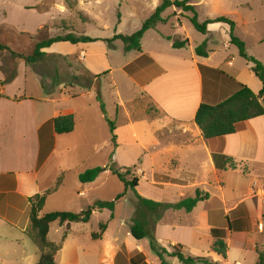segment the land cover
Segmentation results:
<instances>
[{"label":"crops","instance_id":"1","mask_svg":"<svg viewBox=\"0 0 264 264\" xmlns=\"http://www.w3.org/2000/svg\"><path fill=\"white\" fill-rule=\"evenodd\" d=\"M2 2L7 1L0 0ZM81 2L79 0V5ZM18 5L22 19L13 23L3 7L0 26L16 24L31 46L29 51L17 53L29 54L41 40L36 36L41 30L53 37L60 17H57L54 0H19ZM29 10L32 13L24 16L23 11ZM59 13L71 15L68 10ZM207 29L209 33L205 34L203 41H207L208 57L198 56L189 38L178 34L179 39L188 40L184 47H174L176 40L166 38L169 44H163V50L158 47L146 49V35L155 29L144 34L141 50L127 51L124 45V52L132 57L119 68L163 116V136L162 139L161 135L157 139L140 136L129 114L127 130L132 134V141L124 139L125 135L115 124L117 146L114 154L115 157L123 155L124 147L137 151L134 159L122 166L137 169L140 177L137 189L148 172L152 185L163 187V195L168 189L181 191L177 201L163 197L161 202L177 203L194 197L198 189L209 194L191 211H165L163 226L162 222L158 223L154 232L156 237L163 236L161 245L169 252L175 244H182L184 253L189 251L196 257L208 256L219 264H246L248 254L252 257L251 264H257L260 252H264V115L248 120L243 130L211 139L204 137L195 117L203 102L217 103L236 90L230 77L247 85L256 94L261 90L262 82H257L255 78L258 81L259 78L253 72L252 64L239 51L228 52L231 45L229 24L214 22L208 24ZM221 33L224 35L222 51L209 48ZM235 34L245 42L237 25ZM116 35L117 32L108 37H92L98 39L94 42H55L43 49L46 58L62 55L70 62L71 69L75 66L76 81L63 89L62 85L43 84L42 75L24 59H20L16 66L8 52H0V262L18 245L24 244L30 226V198L43 194L55 183V179L49 183L50 176L42 180L41 172L59 146H66L67 151L70 149L66 142L78 131L77 116L82 113L72 101L88 95V86H94V83L87 85L86 81L80 83L82 74L86 77L90 73L97 79L102 74L113 75L109 55L114 52L110 50V46L114 47L111 43L120 40L113 39ZM186 47L188 52L185 53ZM217 53L219 58L212 61ZM238 57L245 59L244 62ZM29 78L36 80L41 91L28 90ZM162 79L163 85H160ZM20 81L22 87L10 92L9 87ZM68 114L77 119L75 130L57 134L54 119ZM161 155L163 161L159 158ZM79 189L81 195H86L92 188L81 183ZM216 205L221 207L219 211H215ZM98 213L96 210L92 216ZM169 216L174 218L169 219ZM221 217L227 219V227L215 224ZM214 228L227 230L224 239L228 246L226 257L212 249ZM254 233L258 239H252ZM235 235L242 237L240 245L246 250H234L232 256L231 239ZM206 238L207 244H203L202 240ZM140 253L145 255L148 263L142 244H138L137 253L129 255V261ZM109 257L111 261L114 258L113 254Z\"/></svg>","mask_w":264,"mask_h":264},{"label":"rangeland","instance_id":"2","mask_svg":"<svg viewBox=\"0 0 264 264\" xmlns=\"http://www.w3.org/2000/svg\"><path fill=\"white\" fill-rule=\"evenodd\" d=\"M6 1L0 3V19L3 18L2 10L5 7L7 9L5 11L7 14L9 13V19L13 23L21 20L22 13L19 10V0ZM54 1L57 17L59 16L60 19L56 22L52 36L72 32L91 37H108L116 32L131 35L142 27L143 22L162 3V0H82L79 5L78 0L77 6L71 9L65 0ZM191 1L192 4L199 3L196 10L201 22L221 16L232 19L237 25L238 31L242 35L244 34L246 52L264 64V0ZM65 10L71 12V15L59 13V11L64 12ZM23 12L24 16L32 13L30 10ZM191 16H193L191 11H184L175 6L168 8L163 13L165 22L158 24L154 31L146 35L145 48L158 47L163 50V44L164 46L169 44L167 39L183 41L176 36L177 34L187 36L194 47L199 46L206 39V36L195 29L190 21ZM36 36L37 39L41 40L50 37L46 30H41ZM223 36L221 33L215 37L214 43H211L209 48L222 51ZM259 38L261 39L259 40ZM261 40L263 42L260 43ZM0 43L7 45L16 53L29 51L31 47L29 46V39L18 31L16 24L0 26ZM111 44L114 47L110 46V50H114V52L110 51L112 53L109 55V60L114 69L113 75L102 74L97 79L90 73L86 74V77H83L82 74L80 83L86 81L87 85L94 83V86H88V95L72 101L77 110L82 113V116H77L78 131L74 137H70L66 142L70 149L67 151L65 150L66 146H59L55 153L50 156L47 165L41 172L42 180L50 176L49 183H51L55 179L53 188L56 187L58 181L61 182L58 189L47 196L40 212L41 216L55 211L80 213L87 210L95 201L114 200L118 194L126 190L124 183L107 169L103 170L96 180L87 183V186L92 189L88 190L86 195L80 194L79 187L82 182L78 176L79 172L82 173V171L95 167L110 168L112 163L117 167H122L132 161L137 152L124 147L123 155L115 157L110 125L106 117L118 125L121 134L125 135L124 139L128 138L132 141L133 138L127 130L129 128L127 118L129 114L140 136L157 139L161 135L162 139L163 116L156 112L146 95L133 86L119 68L132 55H126L122 40L114 41ZM227 50L231 53L232 51H239V48L231 43ZM184 51L185 53L188 52V47ZM8 53L17 66L21 58ZM219 56L217 53L212 61ZM238 59L242 62L245 60L242 57H238ZM30 64L35 71L42 75L43 84H51L56 87L62 85L61 88L63 89L68 83L76 81L74 78L76 68L74 65L73 69L70 68L71 64L65 56L53 55L47 58L44 56L41 60ZM77 74L79 75V73ZM255 79L261 83L260 80ZM159 84L163 85V79ZM20 87H22L21 81L15 82L9 87V91L15 92ZM27 87L33 92L38 89L41 91V87L35 79L29 78ZM98 91H100V99L104 104L105 111L97 100ZM159 158L163 161V155ZM136 171L137 169L133 168L132 175L139 177ZM150 178V174L146 172L139 188H136L139 194L143 193L142 196L157 201H163V197L174 201L180 198L179 193L181 191L174 189L165 190L163 195V187L152 185ZM183 192L185 193V191ZM136 205V194L132 188H128L125 196L116 202L115 218L113 219L111 218V211L103 209L97 215L91 216L88 222L71 223L70 227L61 225L59 221L51 223L48 239L60 245L55 259L56 264H131L129 255L137 253L138 244H142L144 247L148 258L147 264H162L156 252L151 248L149 238L137 240L130 233V224L135 216ZM218 205L214 207L215 211L221 209ZM168 218L173 219L174 217L169 216ZM162 219L159 223L162 222L163 226ZM181 219H183L182 216ZM151 222H153L152 219ZM101 223L107 224L105 231L101 230ZM215 224L227 227L228 221L225 217H221L216 219ZM96 235L99 236L96 238ZM27 236L24 244L18 245L16 250L5 255L0 264H37L41 254L39 246L28 234ZM251 237L253 240L258 239L256 233ZM157 240L163 245V236H157ZM231 240V255L234 256L235 251L243 248L240 245L242 237L235 235ZM202 242L207 244V238L203 239ZM245 248L243 249L246 250ZM109 254H113L112 261ZM185 255L196 257L189 251H186ZM165 260L168 264H185L175 256L166 255ZM251 261V254H248L246 264H251Z\"/></svg>","mask_w":264,"mask_h":264},{"label":"trees","instance_id":"3","mask_svg":"<svg viewBox=\"0 0 264 264\" xmlns=\"http://www.w3.org/2000/svg\"><path fill=\"white\" fill-rule=\"evenodd\" d=\"M69 8L73 9L77 6L78 0H65ZM191 0H162V3L155 9V11L143 22L142 27L131 35L118 34L113 39H120L125 45V49L141 50V40L144 34L150 30L155 29L158 24L165 22L163 13L170 7L175 6L183 9L184 11H191L193 16L190 21L196 30L203 34H208V24L214 22H224L230 25V38L231 43L239 48L240 55L252 64V70L255 75L262 82V88L259 93H254L247 85L236 82V90L230 93L224 99L217 103L203 102L197 110L195 121L206 139L223 137L228 134L236 133L245 128V123L255 117L264 115V65L254 56L249 55L245 50V42L235 34V22L225 16L216 19H207L201 22L198 17L196 5L191 3ZM98 39L92 38L87 35H77L75 33L60 34L38 41L31 54H21L12 51L7 45L0 43V52L8 51L17 57L24 59L27 63H35L45 56L43 49L51 46L55 42L69 41L71 43L80 42H94ZM188 40L174 41V47H184ZM195 52L198 56L208 57L207 41H203L196 47ZM203 69L204 67L201 66ZM97 100L101 103L103 111H105L104 104L100 99V91H98ZM112 134V144L115 148L117 146V135L115 133L116 126L113 121L106 117ZM76 119L73 114L62 115L54 119V128L57 134L71 133L75 130ZM133 167H117L114 163L110 168H89L80 173L79 179L82 183H90L96 180L103 170L109 169L112 174L116 175L125 185L126 190L117 195L114 200H97L92 203L87 210L80 213L68 211H55L47 213L43 216L40 212L45 204L47 196L55 192L60 186L61 182L58 181L55 188L45 191L43 194H38L30 198L31 213H30V226L27 230L29 237L39 246L40 259L37 264H56L57 252L60 245L48 239L51 223L59 221L61 225L70 227L71 223L75 222H88L94 211H101L109 209L111 211V218L115 217L114 211L116 209V202L123 198L128 188L136 194V210L135 216L131 220L130 233L137 239L142 240L149 238L151 248L156 252L162 264H168L165 260L166 255L175 256L185 264H219L216 261L210 260L208 257H192L187 256L182 251V244H175L173 251L169 252L167 248L163 247L154 232L155 226L162 219L165 211L169 209L179 210L185 209L191 211L200 201L209 197V194L197 190L194 197L185 198L177 203H165L155 201L140 195L136 188L139 185V177L132 175ZM131 177V179H129ZM151 219L153 222H151ZM100 228L105 231L107 228L106 223H101ZM230 229V226H229ZM99 235H96L97 238ZM212 236L214 242L212 249L219 253L221 256L226 257L228 246L224 240L227 237V230L214 228L212 229ZM132 264H147L146 257L140 253L131 259ZM257 264H264V252H260V260Z\"/></svg>","mask_w":264,"mask_h":264},{"label":"built area","instance_id":"4","mask_svg":"<svg viewBox=\"0 0 264 264\" xmlns=\"http://www.w3.org/2000/svg\"><path fill=\"white\" fill-rule=\"evenodd\" d=\"M260 228H262V226H260Z\"/></svg>","mask_w":264,"mask_h":264}]
</instances>
